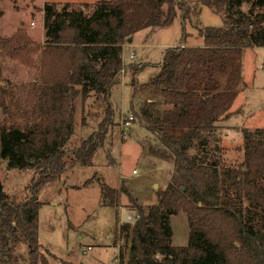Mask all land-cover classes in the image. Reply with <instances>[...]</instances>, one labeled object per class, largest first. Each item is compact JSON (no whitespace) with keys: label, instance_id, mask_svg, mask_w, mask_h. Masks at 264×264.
<instances>
[{"label":"trees","instance_id":"16d2710c","mask_svg":"<svg viewBox=\"0 0 264 264\" xmlns=\"http://www.w3.org/2000/svg\"><path fill=\"white\" fill-rule=\"evenodd\" d=\"M200 2L221 17V26L199 30L198 47H185L182 31L183 42L165 50L159 73L132 92L130 111L150 134L145 151L170 163L172 175L156 205L130 199L138 219L117 227L125 264H264V128L241 130L242 158L235 163L225 157L219 132L233 114L242 49L264 48V0ZM81 8L44 5L43 45L35 48L38 77L27 101L31 122L0 126V168L4 163L37 174L22 201L7 195L0 182V264H19L21 244L29 264H46L37 242V195L68 168L91 166L103 145L114 124L110 96L120 84L123 44L145 28L171 25L177 12L183 25L190 17L184 0H101L90 13ZM29 50L20 36L0 37L7 56L24 57ZM77 97L82 104L101 101L104 113L96 131L67 151ZM118 194L104 186L102 204L118 210ZM179 213L189 229L185 246L171 240L169 217Z\"/></svg>","mask_w":264,"mask_h":264},{"label":"rangeland","instance_id":"374dc122","mask_svg":"<svg viewBox=\"0 0 264 264\" xmlns=\"http://www.w3.org/2000/svg\"><path fill=\"white\" fill-rule=\"evenodd\" d=\"M99 1L0 0V37L20 36L28 41L30 48L24 57L15 55L16 52L7 56L0 51V88L4 90L6 105L5 109L0 107V126L17 125L23 128L31 122L27 101L32 97L31 87L38 77L35 48L43 45L44 5L61 7L68 4L74 8L83 5L85 9H81L90 13ZM184 1L190 7V17L184 25L180 12H177L171 25L145 28L132 36V41L127 43L129 47L123 48V80L120 78L119 86L112 89L110 96L115 109L114 124L109 127L103 145L96 150L91 166L68 168L37 195L41 204L37 242L46 264H125L126 260L122 262L119 257L125 242L117 232L118 226L125 225L120 222L117 208L102 204L103 187L119 192L118 206L131 209L130 199L140 206L156 205L158 196L169 184L172 165L146 153L145 144L150 134L138 121L121 132L118 112L121 101L125 113L130 109L136 84L148 83L159 73L165 50L183 42L182 31L186 35V45H198L202 43L199 30L221 26V17L203 6L200 0ZM130 53L134 56L131 60ZM130 61L132 66H129ZM134 66L142 68L135 74L132 70ZM212 89L202 88L201 91L210 94L214 92ZM230 111L232 116L219 125V132L225 157L235 163L242 158L241 130L264 128V48L242 49L240 83ZM103 113L104 104L101 101L88 98L82 104L80 97H77L74 132L65 149L72 151L78 148L83 140L95 132ZM133 170L135 174H132ZM36 178L33 170L6 169L4 163L0 168L3 191L18 201L29 196L28 189ZM136 215L135 222L137 212ZM169 226L172 245L185 246L189 238L185 215L179 213L170 216ZM16 255L20 257L19 264H29L24 244L19 246ZM37 264L43 263L39 260Z\"/></svg>","mask_w":264,"mask_h":264},{"label":"built area","instance_id":"2783aa9c","mask_svg":"<svg viewBox=\"0 0 264 264\" xmlns=\"http://www.w3.org/2000/svg\"><path fill=\"white\" fill-rule=\"evenodd\" d=\"M129 58L130 60L134 58L132 53L129 54ZM123 75H124V70H122L120 74L121 81L123 80ZM118 121H119L118 125H119V128L121 129V132H123L122 131L123 128L130 127L132 123H135L137 121L133 113L130 111V109L127 110L126 113L124 112L122 101H121V107L118 112ZM132 174H135L134 170L132 171ZM118 208H119L118 210H119L120 222L123 225L135 223L137 215L134 210H131V209H128L122 206H119Z\"/></svg>","mask_w":264,"mask_h":264},{"label":"crops","instance_id":"0c3cea01","mask_svg":"<svg viewBox=\"0 0 264 264\" xmlns=\"http://www.w3.org/2000/svg\"><path fill=\"white\" fill-rule=\"evenodd\" d=\"M131 41H132V38H131ZM129 44H125V45H123L122 46V50H123V48H126L127 46H128ZM202 45V43H200V44H198V45H186L185 43H184V46L185 47H198V46H201ZM129 47V46H128ZM162 59H163V56H162ZM123 60V59H122ZM131 62V61H130ZM161 62H162V60H161ZM132 64V62L129 64V66H132L131 65ZM161 64V63H160ZM156 185H154V187H155Z\"/></svg>","mask_w":264,"mask_h":264},{"label":"water","instance_id":"95a60500","mask_svg":"<svg viewBox=\"0 0 264 264\" xmlns=\"http://www.w3.org/2000/svg\"><path fill=\"white\" fill-rule=\"evenodd\" d=\"M130 41H131V39H128V40H127V42H130Z\"/></svg>","mask_w":264,"mask_h":264}]
</instances>
